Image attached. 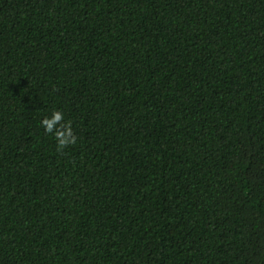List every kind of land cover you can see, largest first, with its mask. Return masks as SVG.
I'll return each instance as SVG.
<instances>
[{
  "label": "trees",
  "instance_id": "1",
  "mask_svg": "<svg viewBox=\"0 0 264 264\" xmlns=\"http://www.w3.org/2000/svg\"><path fill=\"white\" fill-rule=\"evenodd\" d=\"M0 264H264V0H0Z\"/></svg>",
  "mask_w": 264,
  "mask_h": 264
},
{
  "label": "clouds",
  "instance_id": "2",
  "mask_svg": "<svg viewBox=\"0 0 264 264\" xmlns=\"http://www.w3.org/2000/svg\"><path fill=\"white\" fill-rule=\"evenodd\" d=\"M40 123L44 131L55 138L58 151L77 142L71 122L65 120V114L62 111L52 110L50 115H46Z\"/></svg>",
  "mask_w": 264,
  "mask_h": 264
}]
</instances>
